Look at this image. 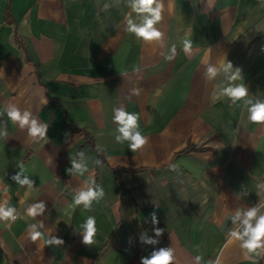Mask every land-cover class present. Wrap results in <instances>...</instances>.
<instances>
[{"label":"crops","instance_id":"obj_1","mask_svg":"<svg viewBox=\"0 0 264 264\" xmlns=\"http://www.w3.org/2000/svg\"><path fill=\"white\" fill-rule=\"evenodd\" d=\"M158 3L162 36L146 41L127 31L129 19L143 22L131 0H0V207L16 217L0 221V264H142L161 249L171 264H264V251L249 258L230 236L244 212L264 214V124L219 95L230 61L249 98L264 99V0ZM12 107L46 126L45 136L13 122ZM121 108L147 138L136 152L116 142ZM89 188L103 195L90 209L75 205Z\"/></svg>","mask_w":264,"mask_h":264},{"label":"clouds","instance_id":"obj_2","mask_svg":"<svg viewBox=\"0 0 264 264\" xmlns=\"http://www.w3.org/2000/svg\"><path fill=\"white\" fill-rule=\"evenodd\" d=\"M155 5V6H154ZM130 7L137 14L143 16V22L137 24L133 20H128L127 31L133 33L137 39H143L146 41L159 40L162 33L157 30L154 25L159 23L161 20V8L162 5L158 3V0H131ZM147 14V15H145ZM192 44L190 40L184 41V51L189 52L191 50ZM175 48H173V52ZM171 59V57H168ZM233 64L230 61H226L223 66V72L227 75L230 85L223 88L220 96L227 97L232 104H236L237 101H243L244 105L247 106L248 120L253 124H264V99L249 98V88L243 82V77L241 76V70L237 68L234 72L232 71ZM231 73L230 75H228ZM208 74L210 78H214L218 74V69L216 67H209ZM240 80L241 83L232 84L231 82ZM135 94H139L137 91ZM219 98V97H218ZM113 121L117 123V132L119 135L116 136L117 143H123L128 141V148L132 152H136L138 149L143 148L147 143V138L137 129L139 128L138 117L135 113L126 111L124 109L114 110ZM9 118L15 122L19 121L20 125L23 127L25 125H30L29 134L32 137H44L46 134V126H40L37 124L35 119L29 120L30 113L25 112L21 115L20 111L15 107H12L8 111ZM74 168L80 169L81 172L84 170L81 165L74 163ZM21 183H29L25 180ZM103 193L97 192L91 188L87 191H80L74 198L73 202L75 205L83 204L86 209H90L91 202L93 200H98V197L102 196ZM44 205L35 204L31 205L27 209V214L30 217L35 218L39 213L43 212ZM14 208H4L0 207V221L13 220ZM259 209L253 207L248 211L243 213L242 219V231H232L230 236L236 240L241 241L240 247L246 250L248 257H260L262 251H264V214H258ZM153 215V220L155 221V213ZM240 218V213H237V217ZM254 222V223H253ZM33 231L31 232L32 241H36L41 237L39 231H35L36 225L30 226ZM85 235L84 243L86 245H91L94 243V236L97 232L96 220L94 217H88L84 223ZM160 231L157 230V235ZM48 245H61L63 240L58 239H46ZM200 257H197L199 260ZM173 260L170 250L161 249L159 252H154L151 259H143L142 264H171ZM213 264V262H210ZM253 264H256L253 260Z\"/></svg>","mask_w":264,"mask_h":264},{"label":"trees","instance_id":"obj_3","mask_svg":"<svg viewBox=\"0 0 264 264\" xmlns=\"http://www.w3.org/2000/svg\"><path fill=\"white\" fill-rule=\"evenodd\" d=\"M11 7L9 6V9H8V12H7V18H8V20L9 21H11L12 20V16H11ZM68 128L71 130V131H74V128L71 126V125H68ZM90 137V136H89ZM89 140H90V144L93 146V148L96 150V152H97V155H98V160H99V162H98V166H101L102 164H106L107 163V160H106V158H105V156L103 155V153H102V151L100 150V149H98L95 145H94V143H93V141H92V138L90 137L89 138ZM195 150V147L194 146H192V145H189L185 150H184V152H190V151H194ZM114 171L116 172V174H120L121 172H123V171H127V172H135V173H137V172H141V171H143V169H137V170H121V169H114Z\"/></svg>","mask_w":264,"mask_h":264},{"label":"built area","instance_id":"obj_4","mask_svg":"<svg viewBox=\"0 0 264 264\" xmlns=\"http://www.w3.org/2000/svg\"><path fill=\"white\" fill-rule=\"evenodd\" d=\"M259 51L260 53L264 54V35L262 36L260 40Z\"/></svg>","mask_w":264,"mask_h":264}]
</instances>
